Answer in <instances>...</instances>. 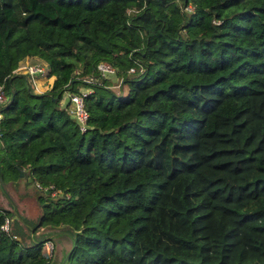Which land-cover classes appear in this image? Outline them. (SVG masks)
Segmentation results:
<instances>
[{
	"label": "trees",
	"instance_id": "obj_1",
	"mask_svg": "<svg viewBox=\"0 0 264 264\" xmlns=\"http://www.w3.org/2000/svg\"><path fill=\"white\" fill-rule=\"evenodd\" d=\"M0 83V181L39 185L33 224L0 206V264L48 260L39 224L64 264H264V0H0Z\"/></svg>",
	"mask_w": 264,
	"mask_h": 264
},
{
	"label": "rangeland",
	"instance_id": "obj_2",
	"mask_svg": "<svg viewBox=\"0 0 264 264\" xmlns=\"http://www.w3.org/2000/svg\"><path fill=\"white\" fill-rule=\"evenodd\" d=\"M40 79L43 80V82H31L30 84L34 88L35 91L43 92V90L47 87V85L45 84L46 80L44 78H40ZM36 81H38V79H36ZM117 82H118V80L112 77L111 83L114 84L112 87L114 88V90L116 92L119 91V89H118L119 86H118ZM40 83H42V85L45 84V86H44L45 88H42ZM90 89L91 88L87 89V92L90 91ZM64 96H65V94L62 93V95L60 96V99H59V104H61L63 102ZM7 180L8 179L4 180V183L2 181H0V183L3 184V186L5 184L6 185L5 191L7 190L8 192H10L12 194H13L14 190H15L16 194H17V192H21V193L22 192H27L23 196H27L25 198H29V194L30 193H32V195L34 194L35 196L38 193V189H37L38 187L37 186H39V185L37 183H35V184L33 182H32V184H30V183H26L25 184L24 183V187H22L20 182L16 183L13 180H8V181ZM31 190H32V192H31ZM53 192L54 191H51V193H53ZM1 196L2 195L0 194V197ZM13 196H15V195L13 194ZM0 204L2 205V207H5V208L8 207L7 205H4V202H3L2 199H0ZM16 207H17L16 210H17L18 213H19L18 210H21V208H22L26 219L30 223H32V224L34 223L32 221V219H31V217H29V216H30V214L34 215L35 213H36V216H37V214L39 212V203H38L37 200L34 199V204H32L30 199H26L24 206H22L19 202H17ZM11 218H12V216H11ZM13 218L14 219H19L18 216H15V215H13ZM22 226L25 227L24 224ZM45 230H47V231H45ZM56 230H62V229L60 227L56 228V227H51L50 225H40V224L37 225L33 229L34 235H32V236H35V238L36 237L37 238L44 237L45 234H48L49 232H54L55 231V233L52 236H50L51 239H45L44 238L45 240L42 243L41 251L46 253V254H49V258L44 264H60L61 261H62V258L64 256V249L66 247V245H65L66 239H63L62 236H65V237H68V236L65 233H63L62 231L61 232L60 231L56 232ZM25 232H28V233L31 234V229H30V227L28 225H26ZM52 243L54 244V247H53L52 251H50ZM68 247H69V245H68ZM58 248H62V249L59 250Z\"/></svg>",
	"mask_w": 264,
	"mask_h": 264
},
{
	"label": "built area",
	"instance_id": "obj_3",
	"mask_svg": "<svg viewBox=\"0 0 264 264\" xmlns=\"http://www.w3.org/2000/svg\"><path fill=\"white\" fill-rule=\"evenodd\" d=\"M188 8H191V6L188 5ZM21 67L25 69L24 71L26 76L29 75L30 77H32V75H35L36 73H41L43 71V67L39 62L26 63L21 65ZM96 69L103 77L108 76L114 70L113 66H111L107 61L103 60L97 62ZM128 70L132 71L133 67L130 66ZM82 79H84L86 82L94 81L92 76H85ZM87 89H89L88 86L80 89L79 91L65 90L63 92L65 94L63 103L65 102L68 104V111L77 121L80 130L85 129L87 120V111L83 106V96L87 92ZM6 98H8V96H6V94L4 93L3 85L2 83H0V104L3 103ZM0 228L6 231L8 230L7 217H4L3 221L0 223Z\"/></svg>",
	"mask_w": 264,
	"mask_h": 264
},
{
	"label": "crops",
	"instance_id": "obj_4",
	"mask_svg": "<svg viewBox=\"0 0 264 264\" xmlns=\"http://www.w3.org/2000/svg\"><path fill=\"white\" fill-rule=\"evenodd\" d=\"M30 79H31V77H30ZM49 80H50V78H48V79H46V82H45V84L46 85H48L49 84ZM31 82H43V80H41L40 78L38 79V81H36V78H33V79H31ZM45 84H43L42 85V83H40V85H41V87L42 88H45L44 86H45ZM8 181V180H7ZM6 181V182H7ZM14 182H20L21 183V186L22 187H24V179L21 177V176H19V177H17L16 179H14L13 180ZM28 181V180H27ZM26 184V183H25ZM30 184H32V183H30ZM4 187L6 188V185L4 184ZM7 191V190H6ZM31 192H32V190H31ZM7 193L9 194V196H10V198H11V200H12V205L11 204H9L8 203V200H7V198L5 197V195L1 192V190H0V194L2 195L1 197H0V199H2L3 200V202H4V205H7L8 207L7 208H12L13 210H15V211H17L16 209H17V207H16V204H17V202H19L22 206H24L25 205V200L26 199H30L31 200V202H32V204H34V199H35V195L33 194L32 195V193H30L29 194V198H25V197H27V196H23V195H25L27 192H17V194H16V192H15V190L13 191V194L15 195V196H13V194L12 193H10V192H8L7 191ZM0 206H2L1 204H0ZM19 211V215L21 216V217H24L25 219H26V217H25V214H24V212H23V210H22V208H21V210H18ZM29 217H31V219L32 220H34L35 219V217H36V213L34 214V215H32V214H30V216ZM29 222V221H28ZM47 229V228H46ZM21 230L23 231V227L21 228ZM45 231H47V230H45ZM56 232H59L58 230H56ZM61 232V231H60ZM63 233H65L64 231H62ZM49 234V233H48ZM46 235V234H45ZM44 235V236H45ZM67 235V234H66ZM44 238V237H43ZM62 238L63 239H66V242H65V245H66V247H65V251L69 248L68 247V245L70 246V240L67 238V237H65V236H62ZM49 239H51V238H49ZM67 243V244H66ZM64 245V246H65ZM53 247H54V244L52 243V246H51V248H50V251H52V249H53ZM68 247V248H67ZM59 250L60 249H62V248H58ZM51 254V253H50Z\"/></svg>",
	"mask_w": 264,
	"mask_h": 264
},
{
	"label": "water",
	"instance_id": "obj_5",
	"mask_svg": "<svg viewBox=\"0 0 264 264\" xmlns=\"http://www.w3.org/2000/svg\"><path fill=\"white\" fill-rule=\"evenodd\" d=\"M27 79H28V80L30 79V76H29V75H27ZM18 172H19V175H22V170H21V169H19ZM27 180H28V181L31 180V177H30V176H27ZM44 192L46 193V192H47V189H44ZM48 200H53V197L46 196V197H45V200L43 201V203H46ZM28 226H29V225H28ZM51 227H52V226H51ZM57 227H58V226H57ZM58 231H62V230H58ZM54 233H55V231H54V232H49V234H46V235L44 236V238H45V239H49L50 236H52ZM29 234H30V233H29ZM44 238H43V237H40V239L45 240ZM69 251H70V248H68L66 251L64 250V256H63L62 261H61L60 264H64V263H65Z\"/></svg>",
	"mask_w": 264,
	"mask_h": 264
}]
</instances>
